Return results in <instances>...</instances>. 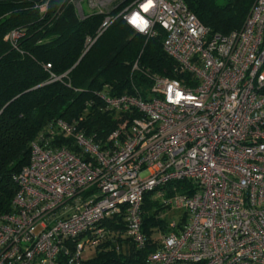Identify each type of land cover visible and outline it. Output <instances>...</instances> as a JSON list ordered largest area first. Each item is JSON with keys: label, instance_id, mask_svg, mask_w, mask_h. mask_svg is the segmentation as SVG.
I'll list each match as a JSON object with an SVG mask.
<instances>
[{"label": "built area", "instance_id": "obj_1", "mask_svg": "<svg viewBox=\"0 0 264 264\" xmlns=\"http://www.w3.org/2000/svg\"><path fill=\"white\" fill-rule=\"evenodd\" d=\"M120 14L146 38L155 26L164 31L162 48L181 77L149 75L146 97L101 94L115 120L104 141L78 121L56 120L31 144L14 176L13 210L0 215V264H87L83 251L95 250L102 222L119 215L144 249L149 193L181 216L145 264H264V0L225 35L211 33L183 0H135ZM111 22L106 16L97 33ZM177 181L190 192L172 187L166 198Z\"/></svg>", "mask_w": 264, "mask_h": 264}, {"label": "trees", "instance_id": "obj_2", "mask_svg": "<svg viewBox=\"0 0 264 264\" xmlns=\"http://www.w3.org/2000/svg\"><path fill=\"white\" fill-rule=\"evenodd\" d=\"M131 1L135 0L121 1L108 13L83 12L81 17L72 0H0V215L13 210L14 176L28 163L31 144L46 137L56 120L78 121L77 127L95 142L104 141L115 120L104 109L101 94L138 92L146 97L149 75L181 77L162 48L160 27L146 38L122 19L120 12ZM183 1L211 33L222 35L241 27L253 3ZM106 16L112 22L98 34ZM13 30L21 36L5 39ZM135 62L139 70L132 71ZM172 187L190 192L186 182H172L165 186L166 198ZM150 195L146 194L142 210L146 247H134L119 215L102 222L105 237L87 264H145L147 254L156 248V228L165 226L156 216L163 206Z\"/></svg>", "mask_w": 264, "mask_h": 264}, {"label": "rangeland", "instance_id": "obj_3", "mask_svg": "<svg viewBox=\"0 0 264 264\" xmlns=\"http://www.w3.org/2000/svg\"><path fill=\"white\" fill-rule=\"evenodd\" d=\"M72 1H73L74 5H75L77 11H78L79 7H77L78 6L77 5V1H79V0H72ZM92 1H94V0H81L80 1L79 4H81L80 8L82 10V13L83 12L84 13L98 12L101 9L100 7L91 8L89 6V3L92 2ZM121 1H124V0H105L104 3H103L101 11L104 12V13H108V12H110L112 10V8L114 6H116ZM42 9H44V7ZM150 197H151V200L154 201V203H155V200L152 199V197H153L152 194L150 195ZM156 203H157V201H156ZM150 213H153L152 209L150 210V212L148 214H150ZM156 215H157L158 219L163 220L165 222V226H164V228H160V227L156 228L157 232H156V241H155V243L157 242V239H158V237L161 234L166 233V225L169 222L178 221L180 219L181 211L176 210L174 208H170V207H163L162 209H160L158 211V213ZM94 256H95V250L94 249H85L83 251V254H82V258H83V260L85 262H87L88 260L92 259Z\"/></svg>", "mask_w": 264, "mask_h": 264}, {"label": "water", "instance_id": "obj_4", "mask_svg": "<svg viewBox=\"0 0 264 264\" xmlns=\"http://www.w3.org/2000/svg\"><path fill=\"white\" fill-rule=\"evenodd\" d=\"M33 1L39 2V1H42V0H33Z\"/></svg>", "mask_w": 264, "mask_h": 264}]
</instances>
